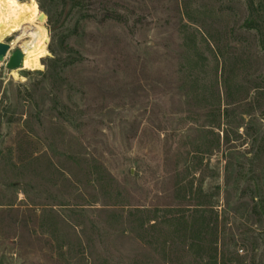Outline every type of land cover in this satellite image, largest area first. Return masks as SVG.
Here are the masks:
<instances>
[{
	"label": "rangeland",
	"instance_id": "obj_1",
	"mask_svg": "<svg viewBox=\"0 0 264 264\" xmlns=\"http://www.w3.org/2000/svg\"><path fill=\"white\" fill-rule=\"evenodd\" d=\"M3 18L47 53L0 65V264H264V0Z\"/></svg>",
	"mask_w": 264,
	"mask_h": 264
},
{
	"label": "bare ground",
	"instance_id": "obj_2",
	"mask_svg": "<svg viewBox=\"0 0 264 264\" xmlns=\"http://www.w3.org/2000/svg\"><path fill=\"white\" fill-rule=\"evenodd\" d=\"M28 25V18H21L19 20L4 18L0 19V42L4 41V39L8 37H16L15 41L10 42L11 48L14 44H17L24 55L21 67L12 69L11 71L20 69L23 66L33 69L35 68V52L40 51L47 53V50L40 45L34 35L29 34L24 37H17L18 32L25 30ZM45 34H47L45 29L38 32L39 36ZM1 63L2 61H0V65Z\"/></svg>",
	"mask_w": 264,
	"mask_h": 264
},
{
	"label": "water",
	"instance_id": "obj_3",
	"mask_svg": "<svg viewBox=\"0 0 264 264\" xmlns=\"http://www.w3.org/2000/svg\"><path fill=\"white\" fill-rule=\"evenodd\" d=\"M23 56V52L19 48L13 50L9 42H0V61L5 62L8 69L21 67Z\"/></svg>",
	"mask_w": 264,
	"mask_h": 264
},
{
	"label": "trees",
	"instance_id": "obj_4",
	"mask_svg": "<svg viewBox=\"0 0 264 264\" xmlns=\"http://www.w3.org/2000/svg\"><path fill=\"white\" fill-rule=\"evenodd\" d=\"M0 2H1V0H0Z\"/></svg>",
	"mask_w": 264,
	"mask_h": 264
}]
</instances>
